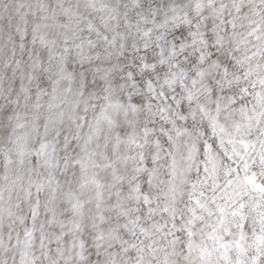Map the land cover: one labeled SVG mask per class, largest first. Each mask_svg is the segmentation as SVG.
Instances as JSON below:
<instances>
[{
    "label": "clouds",
    "instance_id": "9594fccd",
    "mask_svg": "<svg viewBox=\"0 0 264 264\" xmlns=\"http://www.w3.org/2000/svg\"><path fill=\"white\" fill-rule=\"evenodd\" d=\"M0 264H264V0H0Z\"/></svg>",
    "mask_w": 264,
    "mask_h": 264
}]
</instances>
